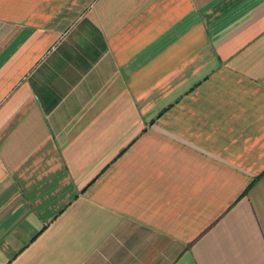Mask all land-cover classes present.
<instances>
[{
	"label": "crops",
	"instance_id": "obj_1",
	"mask_svg": "<svg viewBox=\"0 0 264 264\" xmlns=\"http://www.w3.org/2000/svg\"><path fill=\"white\" fill-rule=\"evenodd\" d=\"M0 264H264V0H0Z\"/></svg>",
	"mask_w": 264,
	"mask_h": 264
}]
</instances>
